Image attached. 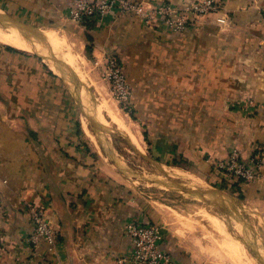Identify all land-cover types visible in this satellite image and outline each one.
I'll use <instances>...</instances> for the list:
<instances>
[{"label": "crops", "instance_id": "obj_1", "mask_svg": "<svg viewBox=\"0 0 264 264\" xmlns=\"http://www.w3.org/2000/svg\"><path fill=\"white\" fill-rule=\"evenodd\" d=\"M0 1L10 15L31 10L60 27H83L96 63L107 54L121 58L133 106L142 112L137 122L149 126L158 145L157 138L165 140V156H175L178 141L194 157L188 140L221 157L237 150L247 159L262 151V177L244 184L240 199L264 198V0H218V11L182 32L131 16L84 26L66 18L65 0ZM9 47L0 43V264H127L120 259L132 247L123 229L131 217L162 226L164 247L179 262L201 264L162 215L147 209L91 151L75 146L69 130L60 131L58 73L40 55ZM187 126H194L189 138ZM195 161L210 169L201 157ZM32 204L44 207L58 235L55 251L28 240Z\"/></svg>", "mask_w": 264, "mask_h": 264}, {"label": "rangeland", "instance_id": "obj_2", "mask_svg": "<svg viewBox=\"0 0 264 264\" xmlns=\"http://www.w3.org/2000/svg\"><path fill=\"white\" fill-rule=\"evenodd\" d=\"M158 1L162 0L156 2ZM141 4L148 6L147 1H141ZM10 13L14 15H12L13 17L32 25L54 27L66 36L72 48L82 57V62L75 65L74 68L76 77L70 73L68 75L65 70V78H70L69 85L59 74L60 78L57 81L58 116L61 123L65 125L61 127L60 131L69 130V133L73 134L75 146H82L87 152L91 151V154L101 160L103 165L111 167V171L117 173L118 178L123 181V185L130 188V193L145 203V207H149L147 209H154L162 215L164 225L168 229H172L184 241L186 240L192 252L199 257L201 264H230L228 256L223 254L228 250L221 249V247H226L227 239L238 241L252 258L256 257L254 258L256 264H264V198L240 199L226 188L219 186L222 182L224 186L238 183L242 189L244 184L259 180L263 174L262 169L259 171L258 177L252 181L243 182L234 179L220 166L230 153L225 157L216 156L205 147L206 145L195 140H188L186 145L192 146L188 152H194L196 154H193L194 157L184 153L178 141L172 143L175 156H165L162 151L165 140L161 137L157 138L160 139L158 145V140L156 141V138L150 135L152 131L147 132V140L144 139L142 132L147 131L149 126L137 122L142 112L137 114L133 106V102L136 100L133 89L128 108L125 109L112 93L110 84L104 76L108 55L115 56L125 73L128 74L121 58L115 54H107L100 63H96L91 51H86L85 41L82 37L84 35L83 27L79 32L70 27H60L57 23L47 21L45 17H41L39 13L31 10ZM193 15L194 13H187L189 19L194 21L192 26L196 23L197 17L202 16L198 15L194 18ZM130 16L139 21L132 13L109 16V18L114 21L127 19ZM27 53L38 56L34 52L27 51ZM58 53L62 55L59 48ZM62 58L64 59L63 55ZM47 66L50 67L48 63ZM129 84L131 86V83ZM79 101L83 104H80ZM101 101L112 108L115 104L113 109L124 115L129 122L138 126L141 133L142 150L136 149L122 132L118 131L111 122L109 124L107 118L108 131L105 132L96 127L95 123L99 124L97 106ZM86 121L89 131L94 135V141L82 127ZM187 127L186 137L189 138L192 136L194 126ZM95 153L98 154L94 155ZM197 157H201L209 163L208 171H205L195 161ZM173 160H179L180 163L174 164ZM211 182H217L219 185H213ZM213 188L220 190V194L227 193L228 195L225 197L221 195L223 196V200H221L217 196H213L212 193H207ZM209 216L219 219L220 229L217 230L212 223H209Z\"/></svg>", "mask_w": 264, "mask_h": 264}, {"label": "built area", "instance_id": "obj_3", "mask_svg": "<svg viewBox=\"0 0 264 264\" xmlns=\"http://www.w3.org/2000/svg\"><path fill=\"white\" fill-rule=\"evenodd\" d=\"M219 3L218 0H196L180 5L170 0H162L148 2L146 6L141 4V1L134 0H65L64 9L67 19L84 26L97 18L132 13L143 24L165 22L174 32H182L190 28L194 22L193 19H189L187 13H194V18L210 14L219 10ZM104 76L110 84L112 93L125 109L128 108L132 88L115 56L108 55ZM261 154L262 151L243 159L237 150H232L220 166L234 179L249 182L258 177L262 169ZM27 212L33 227L28 237L31 245L36 247L43 242L48 250L55 251L58 235L45 214L44 207L28 205ZM123 229L130 237L132 247L122 255L120 261L127 264H182L164 247V233L158 223L131 217L125 220Z\"/></svg>", "mask_w": 264, "mask_h": 264}, {"label": "bare ground", "instance_id": "obj_4", "mask_svg": "<svg viewBox=\"0 0 264 264\" xmlns=\"http://www.w3.org/2000/svg\"><path fill=\"white\" fill-rule=\"evenodd\" d=\"M0 43L7 44L20 50L34 52L40 55L56 73L62 76L67 84L70 78H65V72L67 71L68 75L70 73L74 75V77H76L74 71L75 65H78L82 62V57L80 56V54H78L72 48L66 36L60 33V31L55 28L43 26H41L40 28H33L22 22L21 20L16 19L12 15L6 13L1 8ZM58 48L63 54L65 60L62 58V55L58 53ZM61 65L63 66V68L60 67ZM79 103L83 104L80 101ZM113 108L105 102H99L97 106V118L99 124L95 123L96 127L105 132L108 131L109 129L108 121L106 120L107 118L109 120V124L111 122L118 131L122 132L125 135V138H127V140H129L132 145L134 144L133 146L136 149L142 150V139L138 126L132 122H129L124 117V115L120 114ZM86 123L87 121L83 123L82 127L84 128L90 139L94 141V135L89 131ZM207 193H212L213 196H217L221 200H223V196L225 197L228 195L227 193L220 194V190L218 191V189L216 190L214 188L208 190ZM208 219L210 220L209 223H212V225L215 226L217 230L220 229V223L217 217L209 216ZM227 241L228 243L226 244V247H221V249L223 251L224 249L228 250V252L224 251L223 254H226L228 256L227 258L232 264H256L254 259L256 257L252 258L238 241H235L233 239H227Z\"/></svg>", "mask_w": 264, "mask_h": 264}, {"label": "trees", "instance_id": "obj_5", "mask_svg": "<svg viewBox=\"0 0 264 264\" xmlns=\"http://www.w3.org/2000/svg\"><path fill=\"white\" fill-rule=\"evenodd\" d=\"M89 25V24H88ZM87 25V26H88ZM85 38H86V40L88 41V44L86 45V51H91L92 50V38H91V36L89 35V34H87V33H85ZM9 49H11V50H14V48L13 47H9ZM131 116H133V115H131ZM143 135H144V139L145 140H147V132L146 131H143ZM173 163L174 164H178V163H180V161L179 160H173ZM211 181V180H210ZM213 185H219L217 182H211ZM240 184H238V183H232V185H230V186H224V183L222 182V184L221 185H219L221 188L222 187H224V188H226V190H228V191H230V192H232L234 195H236L237 197H239V198H243V191H242V189H241V185L239 186ZM235 187V188H234Z\"/></svg>", "mask_w": 264, "mask_h": 264}, {"label": "water", "instance_id": "obj_6", "mask_svg": "<svg viewBox=\"0 0 264 264\" xmlns=\"http://www.w3.org/2000/svg\"><path fill=\"white\" fill-rule=\"evenodd\" d=\"M60 67H61V68H63V66H62V65H61Z\"/></svg>", "mask_w": 264, "mask_h": 264}]
</instances>
